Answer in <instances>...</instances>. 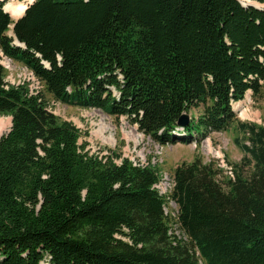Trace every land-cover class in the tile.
Instances as JSON below:
<instances>
[{
	"label": "trees",
	"instance_id": "trees-1",
	"mask_svg": "<svg viewBox=\"0 0 264 264\" xmlns=\"http://www.w3.org/2000/svg\"><path fill=\"white\" fill-rule=\"evenodd\" d=\"M3 4L0 51L55 101L126 115L161 146L227 132L242 155L228 174L213 159L182 161L160 194L161 162L90 153L42 91L9 83L0 64V116L11 118L0 135V264H264V125L231 106L264 84V7L34 0L14 21Z\"/></svg>",
	"mask_w": 264,
	"mask_h": 264
},
{
	"label": "rangeland",
	"instance_id": "rangeland-1",
	"mask_svg": "<svg viewBox=\"0 0 264 264\" xmlns=\"http://www.w3.org/2000/svg\"><path fill=\"white\" fill-rule=\"evenodd\" d=\"M238 1L245 5L258 4L255 0ZM3 58L7 57L0 51V64L7 70L5 79L9 83L26 82L31 92H43L42 85L26 67L8 58L9 67H7L2 63ZM44 96L51 112L62 119L71 121L82 131L79 143L86 141L85 149L90 153H98L102 156L107 154L109 149L119 150L123 157H127L135 164H146L148 161L161 162V189L166 194L170 190L168 178H170L171 169L182 161L189 162L195 156L200 157L203 162L213 159L217 165L224 169V173L228 174L229 165L227 162L237 161L242 155L232 143L231 135L227 132H213L209 137L202 139L197 146L195 141L167 143L161 146L140 132L137 124L130 123L126 115L116 118L97 108L82 109L55 101L47 93H44ZM240 102L239 107L234 110L239 119L264 125V84L257 96H252L251 91L247 90ZM8 130L9 128L5 129L2 134ZM115 161L119 162V159H115ZM165 210L171 211L173 217L175 213L173 202L168 201ZM42 262L48 264L47 259Z\"/></svg>",
	"mask_w": 264,
	"mask_h": 264
},
{
	"label": "bare ground",
	"instance_id": "bare-ground-1",
	"mask_svg": "<svg viewBox=\"0 0 264 264\" xmlns=\"http://www.w3.org/2000/svg\"><path fill=\"white\" fill-rule=\"evenodd\" d=\"M33 1L34 0H22V1L12 2L11 0H9L8 3H7L6 9L9 10V13H10V15L12 17H18V16L20 17L23 14V12H24L25 8L27 7V5L29 3H32ZM242 4H244V3H242ZM256 6H258V5H256ZM262 6H264V4H261L258 7H262ZM9 33H11V32H9ZM2 63L5 66L9 67V62H8L7 58H3V62ZM240 103H241L240 101L232 103V108L234 110H236L239 107ZM10 124H11L10 116H0V135L2 134V132L5 129L10 127ZM40 264H43V263L41 262Z\"/></svg>",
	"mask_w": 264,
	"mask_h": 264
},
{
	"label": "water",
	"instance_id": "water-1",
	"mask_svg": "<svg viewBox=\"0 0 264 264\" xmlns=\"http://www.w3.org/2000/svg\"><path fill=\"white\" fill-rule=\"evenodd\" d=\"M0 1H3V2H4V4H3V9H4V11H6V12L10 15L9 10L6 9V7H7V3H8L7 0H0ZM17 1H18V0H17ZM30 4H31V3H29L27 6H29ZM242 5L245 6V4H242ZM248 5L258 7V6L253 5V4H248ZM26 8H27V7H26ZM26 8H25V9H26ZM10 17H11L14 21H16V20L19 18V16H18V17H12L11 15H10ZM10 29H11V30H9V31L7 32V35L13 38V43H14V44L19 45V46H20V45L22 46V44H21V43L15 38V36H14V34H13V32H12L13 24L10 25ZM9 32H11L12 34L9 33ZM47 65H48V64L45 63V66H46V67H47ZM232 109H233V108H232ZM233 110H234V109H233ZM189 119H190V117H189L188 114H186V113H182V114L180 115L178 121H177V126H178L179 128H183L184 126H186V125L189 123Z\"/></svg>",
	"mask_w": 264,
	"mask_h": 264
},
{
	"label": "built area",
	"instance_id": "built-area-1",
	"mask_svg": "<svg viewBox=\"0 0 264 264\" xmlns=\"http://www.w3.org/2000/svg\"><path fill=\"white\" fill-rule=\"evenodd\" d=\"M169 180H170V179L168 178V182H170ZM171 186H172V182H170V185H169L168 187H171ZM154 187L158 189V191H159L160 194L165 193V192L162 191V189H161V182H158L157 184H155ZM175 233H176V234H179V232H178L177 229H175Z\"/></svg>",
	"mask_w": 264,
	"mask_h": 264
},
{
	"label": "crops",
	"instance_id": "crops-1",
	"mask_svg": "<svg viewBox=\"0 0 264 264\" xmlns=\"http://www.w3.org/2000/svg\"><path fill=\"white\" fill-rule=\"evenodd\" d=\"M259 4V3H258Z\"/></svg>",
	"mask_w": 264,
	"mask_h": 264
}]
</instances>
